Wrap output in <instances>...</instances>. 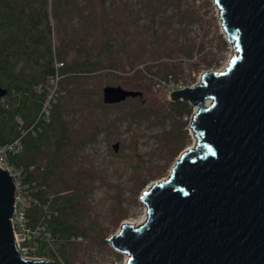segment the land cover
Segmentation results:
<instances>
[{"label": "trees", "instance_id": "trees-1", "mask_svg": "<svg viewBox=\"0 0 264 264\" xmlns=\"http://www.w3.org/2000/svg\"><path fill=\"white\" fill-rule=\"evenodd\" d=\"M198 1L0 0V85L7 89L0 98V144L11 142L32 126L22 138V150L8 159L22 168V180L28 183L30 225L43 226L35 240L26 242L35 244L34 255L54 264H73L76 238L93 230L84 224L88 197L83 180L90 175L75 167L73 156L75 160V152L94 142L106 127L95 125L88 136L79 138L64 113V96L91 93L94 98L90 96L87 104L109 113L105 114L108 129L122 121L131 124L145 115H157L161 109L164 119L176 120L164 132L170 159L185 147L186 121L182 118L192 112L188 102H160L142 92V96L106 104L100 94L103 86L113 82L129 83L127 89L141 91L132 84L141 79L137 74L124 78L123 84L121 77L110 73L126 64L145 63L150 70L149 61L157 60L162 74L177 76L175 63L182 66L204 48L190 34L201 19ZM56 60L62 62L57 97L51 104L50 121L43 123L38 116L50 93ZM94 77L106 81L89 88ZM137 99L133 111L124 110L127 100ZM112 109L124 112L119 111L116 120Z\"/></svg>", "mask_w": 264, "mask_h": 264}, {"label": "water", "instance_id": "water-1", "mask_svg": "<svg viewBox=\"0 0 264 264\" xmlns=\"http://www.w3.org/2000/svg\"><path fill=\"white\" fill-rule=\"evenodd\" d=\"M213 1L235 55L170 93L198 107L188 125L195 142L167 178L142 191L145 220L124 222L107 238L125 264H264V0ZM6 92L0 85V98ZM142 94L107 85L102 101ZM14 190L0 168V264H54L21 254L10 219Z\"/></svg>", "mask_w": 264, "mask_h": 264}, {"label": "rangeland", "instance_id": "rangeland-1", "mask_svg": "<svg viewBox=\"0 0 264 264\" xmlns=\"http://www.w3.org/2000/svg\"><path fill=\"white\" fill-rule=\"evenodd\" d=\"M196 8L201 19L192 27L190 34L197 43L203 42L204 48L201 52H196L193 59L188 60L184 65L181 64L182 66L175 60L177 61L176 78L186 82H196L201 71L219 69L235 55L234 45L226 40L222 32L217 7L213 0H199ZM224 40L226 44H223ZM210 60L212 65H208ZM156 61H149L150 70L157 76H165ZM194 63L196 65H193ZM136 66L126 64L118 71L110 73L121 77V83L124 78H132L137 74L141 79L133 81L132 84L140 88L144 95L149 97V94H153V97L165 103L171 100L167 97L164 88H156L153 80L137 70ZM105 81L94 77L88 87L92 88L94 84L95 88H98ZM112 85L117 83L113 82ZM129 86L131 85L127 83L122 87L127 89ZM90 96L91 93L86 96L78 94L63 97L64 113L74 125V134L79 138L88 136L95 125L107 129L103 128L94 142L77 150L75 160L73 156V161L77 164L75 167L90 175L88 180H83L88 197L85 205L88 212L84 224L91 225L93 230L90 235L76 239L77 247L71 253L72 261L73 264H125L127 255L115 251L107 238L117 233L124 222L138 224L137 222L146 215V207L140 200L142 191L152 182L167 178L181 152L192 146L195 138L191 127L188 126L191 124L189 118L183 116L182 120L186 121L183 126L186 132V144L177 156L170 159V155L166 152L164 132L171 128L173 122L175 123L174 118L166 116L164 119L159 114L162 111L159 109V115H145L131 124L122 121L118 127L108 129L105 114L109 113L88 105ZM139 101V99L135 102L127 100L124 110L133 111L134 104L137 105ZM163 107L166 108V105ZM197 108L192 106L191 114ZM119 111L124 112L118 109L111 110V115H116V120ZM115 143H118L116 149L113 146Z\"/></svg>", "mask_w": 264, "mask_h": 264}, {"label": "built area", "instance_id": "built-area-1", "mask_svg": "<svg viewBox=\"0 0 264 264\" xmlns=\"http://www.w3.org/2000/svg\"><path fill=\"white\" fill-rule=\"evenodd\" d=\"M214 3V1H213ZM215 4V3H214ZM217 7V6H216ZM217 15L219 18V9L217 7ZM220 19V18H219ZM221 24V20H220ZM222 28V24H221ZM222 32L223 28H222ZM225 34V33H224ZM195 56V55H194ZM193 56V58H194ZM191 58V59H193ZM191 59H185L182 63L184 65L185 62ZM229 61V60H228ZM226 64L216 70H223L227 64ZM62 66V62L56 60L55 61V67L56 72L55 75L50 79V93L47 96L46 101L44 102L41 111L39 113L38 119L41 120L43 123H48L50 121V109L51 104L56 100V90L58 87V81L60 79V75L58 72V69ZM136 69L147 74L154 82V86L156 88H164V90L167 93V97L170 99V93L175 90H181L188 86L194 85L197 82H200L202 74L207 71L203 70L199 73L198 79L196 82H186L181 79L176 78V76L172 73H169L163 77L157 76L154 74V72L147 69V66L145 63L138 64L136 66ZM193 114H190V116H184L186 119L189 118L190 122L192 121ZM19 124H22V120L20 118L17 119ZM32 127V126H31ZM28 128L27 130H22L21 134L17 136L15 139H13L11 142L6 144H0V168L2 170H6L8 175L12 178L15 190H14V202H13V210L11 215V223H12V229H13V235L16 241V244L21 252V254L26 258H32V259H47L51 260L46 257H40L33 254V251L35 250V244L26 242L35 240L36 236L40 234V231L43 229L42 225L32 227L29 223V217L27 215V209L29 208L31 202L27 196V188L28 183H25L22 180V168L14 166L8 159V156L10 154H17L19 153L22 148V138L25 135V133L31 129ZM81 237H77L76 239H79Z\"/></svg>", "mask_w": 264, "mask_h": 264}, {"label": "bare ground", "instance_id": "bare-ground-1", "mask_svg": "<svg viewBox=\"0 0 264 264\" xmlns=\"http://www.w3.org/2000/svg\"><path fill=\"white\" fill-rule=\"evenodd\" d=\"M145 218H146V215H144L143 218H142L141 220H139L137 223H138V224H141V223L145 220ZM127 257H128V256H127Z\"/></svg>", "mask_w": 264, "mask_h": 264}]
</instances>
